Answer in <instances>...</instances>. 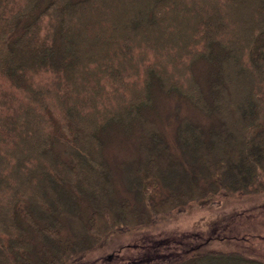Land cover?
<instances>
[{
  "label": "trees",
  "instance_id": "16d2710c",
  "mask_svg": "<svg viewBox=\"0 0 264 264\" xmlns=\"http://www.w3.org/2000/svg\"><path fill=\"white\" fill-rule=\"evenodd\" d=\"M261 1L0 0V264H68L114 230L179 204L264 189ZM249 3L253 17L240 9ZM198 61L208 65L206 85ZM156 90L206 117L177 124L187 164L149 117ZM112 126L138 127L150 142L133 167V201L117 191L104 154ZM244 250L164 257L264 264Z\"/></svg>",
  "mask_w": 264,
  "mask_h": 264
},
{
  "label": "rangeland",
  "instance_id": "374dc122",
  "mask_svg": "<svg viewBox=\"0 0 264 264\" xmlns=\"http://www.w3.org/2000/svg\"><path fill=\"white\" fill-rule=\"evenodd\" d=\"M250 7L252 3L240 9L242 13L253 17L255 13ZM254 7L260 10L258 3H255ZM259 19L258 15L254 17L255 21ZM73 23L76 24V20ZM146 38L149 41L153 39L149 35ZM195 70L202 84L206 85L208 65L198 61L195 64ZM242 70L239 67V71ZM238 85L234 87L235 94L239 91ZM78 92L80 90L76 85L72 98L76 99ZM148 114L173 148L177 161L187 164V158L191 157V153L179 148L175 142L177 124L183 116L206 121L205 115L184 97L161 90H156L154 100L148 108ZM1 125L0 122V127ZM146 140L142 139L138 127L131 131H124L117 126H112L106 131L104 154L114 169L117 191L131 201L134 198V192L130 189L133 186L132 171L135 161L138 156L143 159L144 155L140 152L142 148L145 155L151 152L150 142ZM164 174L167 176L166 181L171 182L172 171L164 168ZM163 191L156 192L154 197L160 198L164 195ZM203 200L204 202L196 200L179 204L169 212L151 216V223L125 226L120 230H114L82 256L73 257L68 264H170L172 256L164 257L170 252L179 257L197 248L200 251L211 249L243 251L245 248L241 243L236 242L233 235L254 239L251 241L254 247L249 242H243L249 249H245L244 252L264 255V189L239 195L217 194L213 198ZM250 246L254 250H250ZM162 247L167 249L163 252Z\"/></svg>",
  "mask_w": 264,
  "mask_h": 264
}]
</instances>
